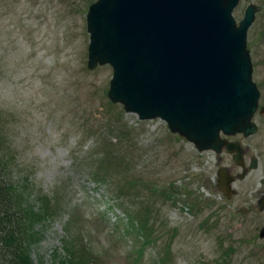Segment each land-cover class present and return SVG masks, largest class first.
Masks as SVG:
<instances>
[{
  "label": "rangeland",
  "instance_id": "374dc122",
  "mask_svg": "<svg viewBox=\"0 0 264 264\" xmlns=\"http://www.w3.org/2000/svg\"><path fill=\"white\" fill-rule=\"evenodd\" d=\"M95 1L0 0V132L11 176L35 207L47 201L55 212L39 223L34 264H59L68 243L87 247L84 264H264V0H241L233 13L239 22L249 4L262 8L248 32L259 130L229 138L243 144L246 167L257 157L259 168L238 178L231 199L217 172L242 174L232 155L200 152L165 121L126 112L108 97L113 68L88 69ZM101 165L108 171L97 177Z\"/></svg>",
  "mask_w": 264,
  "mask_h": 264
},
{
  "label": "water",
  "instance_id": "95a60500",
  "mask_svg": "<svg viewBox=\"0 0 264 264\" xmlns=\"http://www.w3.org/2000/svg\"><path fill=\"white\" fill-rule=\"evenodd\" d=\"M240 1L97 0L87 13L88 69L113 68L111 102L142 121H165L200 152L232 155L242 174L227 167L217 172V188L227 199L236 194L238 178L259 168L257 157L246 167L242 143L229 140L259 130L254 119L261 92L248 32L262 8L249 4L237 22Z\"/></svg>",
  "mask_w": 264,
  "mask_h": 264
},
{
  "label": "trees",
  "instance_id": "16d2710c",
  "mask_svg": "<svg viewBox=\"0 0 264 264\" xmlns=\"http://www.w3.org/2000/svg\"><path fill=\"white\" fill-rule=\"evenodd\" d=\"M109 156V164L120 163L115 152H110ZM12 164L13 159L0 132V264H34L31 252L39 239V223L53 217L54 206L44 201L43 206L35 207L28 198L27 186L13 180ZM103 167L101 165L94 172L97 177L106 176L104 169L108 170ZM86 249L77 243L66 244L67 258L59 264H84L90 255Z\"/></svg>",
  "mask_w": 264,
  "mask_h": 264
}]
</instances>
